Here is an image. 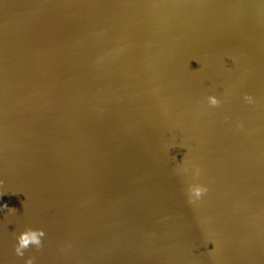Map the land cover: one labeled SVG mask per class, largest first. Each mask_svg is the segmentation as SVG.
Instances as JSON below:
<instances>
[{"label":"water","instance_id":"obj_1","mask_svg":"<svg viewBox=\"0 0 264 264\" xmlns=\"http://www.w3.org/2000/svg\"><path fill=\"white\" fill-rule=\"evenodd\" d=\"M5 204L0 264H264V0H0Z\"/></svg>","mask_w":264,"mask_h":264},{"label":"clouds","instance_id":"obj_2","mask_svg":"<svg viewBox=\"0 0 264 264\" xmlns=\"http://www.w3.org/2000/svg\"><path fill=\"white\" fill-rule=\"evenodd\" d=\"M208 102L210 105L215 106L219 103L218 99L215 96H209ZM249 103H253L251 97H246ZM239 127H243V125H240ZM184 162V159L181 163ZM180 163V164H181ZM185 172H188L189 169L186 167L184 168ZM201 174V169L196 166L192 165L191 167V176L193 180H196L199 178ZM208 191V188L206 185L201 183H190L187 186V197L188 202L190 204H194L197 201H199ZM8 206L0 205V210H3V208H7ZM8 213L15 214V209L8 208ZM46 236V233L43 228H30L26 227L23 231H20L18 234L14 233V253L17 257L24 258L25 256V250L29 249V247H34L37 250H39L43 246V239ZM23 264H35L34 259L32 257H28L24 259Z\"/></svg>","mask_w":264,"mask_h":264}]
</instances>
